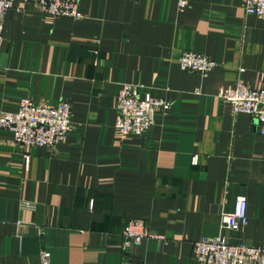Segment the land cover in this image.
Segmentation results:
<instances>
[{
  "label": "crops",
  "instance_id": "0c3cea01",
  "mask_svg": "<svg viewBox=\"0 0 264 264\" xmlns=\"http://www.w3.org/2000/svg\"><path fill=\"white\" fill-rule=\"evenodd\" d=\"M183 1L81 0L76 20L15 0L2 28L0 112L22 97L66 101L72 128L54 147L31 148L0 128V264H39L43 251L49 264H198L193 243L216 236L264 248V135L217 96L237 81L264 89V17L246 15L244 0ZM183 51L219 65L205 77L182 70ZM122 83L170 108L118 139ZM239 196L246 225L220 229ZM133 219L154 237L123 252Z\"/></svg>",
  "mask_w": 264,
  "mask_h": 264
},
{
  "label": "built area",
  "instance_id": "2783aa9c",
  "mask_svg": "<svg viewBox=\"0 0 264 264\" xmlns=\"http://www.w3.org/2000/svg\"><path fill=\"white\" fill-rule=\"evenodd\" d=\"M81 0H24L33 5L52 19L68 17L80 19ZM15 0H0V44L5 16L14 8ZM180 9L186 2L178 0ZM246 15L264 17V0H244ZM97 52V51H95ZM179 67L182 70L199 73L202 77L218 67L219 63L206 55L183 51L179 57ZM242 69H240V72ZM139 86L122 83L116 96V118L114 123L118 139L128 136H140L154 124V113L157 109L164 111L170 108V103L150 94L139 93ZM218 98L228 103L234 114L250 115L258 126V131L264 135V89L252 88L243 81L234 85L220 87ZM72 108L66 101L56 105L35 103L29 97H22L16 112H0V128L11 132L13 142L23 148L54 147L61 143L72 128ZM193 165L198 163V156L191 159ZM24 207L30 206L23 203ZM248 203L245 197L235 200L234 209L223 213L220 229L239 230L247 223ZM19 224V223H18ZM121 249L129 250L133 245H139L143 239L154 237L148 231L147 225L139 220H130L121 234ZM193 258L198 264H264V248L248 245L245 242L228 244L222 236L203 237L193 243ZM50 254L43 251L39 256V264H49Z\"/></svg>",
  "mask_w": 264,
  "mask_h": 264
}]
</instances>
